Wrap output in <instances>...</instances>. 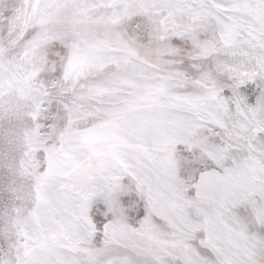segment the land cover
Wrapping results in <instances>:
<instances>
[{
  "label": "snow or ice",
  "instance_id": "snow-or-ice-1",
  "mask_svg": "<svg viewBox=\"0 0 264 264\" xmlns=\"http://www.w3.org/2000/svg\"><path fill=\"white\" fill-rule=\"evenodd\" d=\"M0 264H264V0H0Z\"/></svg>",
  "mask_w": 264,
  "mask_h": 264
}]
</instances>
